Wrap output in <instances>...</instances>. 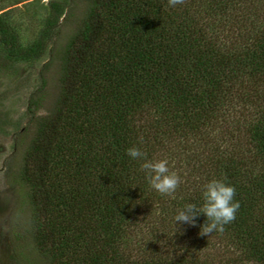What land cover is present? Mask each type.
<instances>
[{
    "label": "trees",
    "instance_id": "obj_1",
    "mask_svg": "<svg viewBox=\"0 0 264 264\" xmlns=\"http://www.w3.org/2000/svg\"><path fill=\"white\" fill-rule=\"evenodd\" d=\"M0 46L16 61L47 54L7 174L23 264H264V0H47L33 42L0 19ZM133 146L168 160L173 197ZM213 178L240 208L206 237L203 213L174 217Z\"/></svg>",
    "mask_w": 264,
    "mask_h": 264
},
{
    "label": "rangeland",
    "instance_id": "obj_2",
    "mask_svg": "<svg viewBox=\"0 0 264 264\" xmlns=\"http://www.w3.org/2000/svg\"><path fill=\"white\" fill-rule=\"evenodd\" d=\"M46 1L0 0V19L17 34L22 45L36 39L46 16ZM69 30L70 26L64 24L61 34ZM46 59L45 53L36 60L16 61L8 58L0 46V264H23L9 237L15 193L7 183V174L16 159L18 138L26 122L27 97L37 86L36 73ZM57 89L55 70L51 68L47 75L46 107L52 103Z\"/></svg>",
    "mask_w": 264,
    "mask_h": 264
},
{
    "label": "clouds",
    "instance_id": "obj_3",
    "mask_svg": "<svg viewBox=\"0 0 264 264\" xmlns=\"http://www.w3.org/2000/svg\"><path fill=\"white\" fill-rule=\"evenodd\" d=\"M184 0H168L169 6L175 7ZM126 154L134 160H142L140 167L144 171L148 184L162 196L173 197L179 187L181 178L175 171H171L167 159H147L146 153L138 147H129ZM236 189L221 179H211L202 189V204L199 206L188 203L178 211L174 220L189 225H196V217L203 213L205 223L200 226L199 235L209 236L213 232H223L225 225L230 224L240 208L239 201L234 199Z\"/></svg>",
    "mask_w": 264,
    "mask_h": 264
}]
</instances>
